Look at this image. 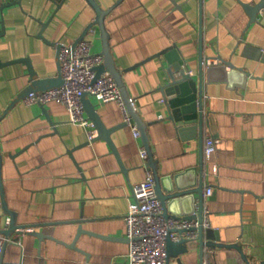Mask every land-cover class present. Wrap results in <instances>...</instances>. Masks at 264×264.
Masks as SVG:
<instances>
[{
	"label": "crops",
	"instance_id": "obj_1",
	"mask_svg": "<svg viewBox=\"0 0 264 264\" xmlns=\"http://www.w3.org/2000/svg\"><path fill=\"white\" fill-rule=\"evenodd\" d=\"M116 1L97 0L106 9ZM259 1L122 0L106 18L119 68L135 65L124 72V82L148 124L159 173H182L193 181L202 175L209 227L219 232L221 241L244 245L253 264H264V23L260 12L252 20L243 3ZM22 4L25 11L14 5L5 14L1 56L5 60L28 56L41 77L56 76L58 48L38 36L42 28L38 18L48 20L57 4L52 0H22ZM95 14L87 0H65L44 36L71 44ZM95 28L93 49L101 51ZM168 46L180 49L196 80L201 54L207 66L218 62L208 57L222 56L248 74L227 81L219 71L214 80H205L206 121L191 137H183L165 118L159 89L167 79L165 59L156 54ZM27 71L25 62L0 69L1 179L17 223L30 225L18 241L12 236L6 242L1 231L11 217L4 213L0 196V234L5 239L0 264H127L126 214L132 186L152 173L148 159L140 155L141 138L129 124L111 134L125 173L105 139L80 146L88 140V129L69 121L63 103L45 104L52 123L40 103L24 102L22 95L30 86ZM90 98L107 126L124 122L117 102L102 103L93 94ZM208 136L217 142L210 158L204 154ZM202 157L205 168L200 172ZM207 187L213 188L212 195L206 193ZM195 197L199 206L200 194ZM33 230L56 238L40 241L27 232ZM189 246L181 263L203 264L198 240ZM206 253L210 264L244 263L237 248L219 246ZM171 264L180 263L173 257Z\"/></svg>",
	"mask_w": 264,
	"mask_h": 264
},
{
	"label": "water",
	"instance_id": "obj_2",
	"mask_svg": "<svg viewBox=\"0 0 264 264\" xmlns=\"http://www.w3.org/2000/svg\"><path fill=\"white\" fill-rule=\"evenodd\" d=\"M57 4L56 9L52 13L51 17L48 20H42L40 18L39 21L42 23V28L38 33V36L44 39L45 41L58 44V41H51L50 39L44 36V29L49 25L50 19L54 17V14L64 5L65 0H52ZM122 0H117L111 6L104 8L97 0H87L93 8L95 9V17L89 23V25L85 28L83 33L79 36V38L74 42L76 44L78 41L85 39L84 37L88 34L91 27L98 26L99 34L102 40V50L100 51L102 55L105 56V60L103 63L96 66L97 77L101 76L105 72H110L114 78L116 79L120 90H122V94L124 100L129 107L130 114L132 116V122L138 125L140 130V138L143 142L145 149L147 150V166L149 170L152 171L153 176L156 180V192L162 202L163 209L166 216H172L176 218H187V219H199L200 226L195 227H183L171 228L166 237V247H167V258L166 264H171V258L176 257L178 262L181 263L180 256L184 253L190 252L191 248L189 246V242L193 240H198L200 246V256L202 263L206 256V249L212 248L216 249L219 246L226 248H237L242 254L243 264H253L249 261L247 254L244 251V245L240 242L229 243L223 242L220 240L219 232L214 230L211 227H204L203 219H204V201L202 197L203 190V177L199 180H192L191 177L185 176L184 174H168L162 176L159 173V169L156 165L157 159H155L154 152L152 150L151 144L148 138V124L143 121L141 115L137 111L136 107L132 103V96L127 89L124 82V72L128 69H132L135 65L128 66L125 69H120L115 55L112 52V44L110 32L107 27V15L119 4ZM252 20L257 19V14L260 12L261 8L264 7V0L257 2L256 4H251L250 2L243 3ZM20 5L22 9L25 11L24 6L22 4V0H0V69L4 66L12 63H20L25 62L28 65V79L30 82V86L26 89L25 93L22 96H25L30 91H38L48 88H53L64 83V77L60 72L61 65L59 60V72L58 75L53 77H41L40 74L36 71L31 61V58L28 56H21L20 58H13L5 60L1 56V39L5 35L6 32V22H5V14L7 10L14 6ZM58 56V55H57ZM156 57L164 58L163 67L164 71H166V82L160 86V90L162 92V102L164 106H166V115L165 118L170 119L175 123L177 130L181 133L183 137H191L195 134L198 127L201 129L204 128L206 121V112H205V80L211 81L216 77V73L221 71L223 73V79L230 81L233 77L238 79L245 78L248 74L241 68L236 67L233 63L226 61L222 56L220 57H208L211 60L217 59L218 62L212 65H205L204 55L201 54L200 57V65H199V75L196 80L191 70L189 69V65L186 62L184 54L180 51L177 46H168L162 49ZM59 59V56H58ZM167 63V65L165 64ZM207 76V78H205ZM243 77V78H242ZM240 81V80H239ZM242 82V81H240ZM16 100L11 102L8 106L11 107ZM82 101L84 104V108L86 110V114L88 118L93 121L94 126L97 128V135L93 138V140L97 138L105 139L112 147L113 152L116 154L117 159L120 162V166L122 170L126 173L127 168L120 158L119 150L117 148L116 143H114L112 139V132L116 129L127 126L128 123L120 122L113 126H107L99 111L96 108V104L93 102L92 98H90L89 93H85L82 96ZM41 104V108L44 113L49 117L48 109H46L45 104ZM7 108V109H8ZM50 121L53 123L52 119L49 117ZM92 140V141H93ZM87 140L86 142L80 144L88 145L90 142ZM74 149H70L69 153L73 152ZM1 168H2V155L0 153V186L1 192L0 196L2 199V206L4 209V213L8 214L11 217V220L7 226V228L2 229V234L6 236V242L13 236L14 241H18L19 236L24 234L25 228L30 227L27 223L18 224L16 212L9 208L7 198L5 197L4 185L1 179ZM200 172L204 171L205 168V158L202 157L200 162ZM200 194L199 200V208L198 213H196V197L195 194ZM82 228L79 227L77 229V235L75 239L78 237ZM189 231L197 232V236L195 238L186 236V233ZM29 234H33L39 238L40 241L55 236H50V234L45 231H27ZM178 232L181 237L179 240H175L172 238L171 233ZM16 235V236H15ZM127 238V237H126ZM128 240V238H127ZM204 264V263H203Z\"/></svg>",
	"mask_w": 264,
	"mask_h": 264
},
{
	"label": "built area",
	"instance_id": "obj_3",
	"mask_svg": "<svg viewBox=\"0 0 264 264\" xmlns=\"http://www.w3.org/2000/svg\"><path fill=\"white\" fill-rule=\"evenodd\" d=\"M260 15V20L264 23V7L261 8ZM95 33L96 28L91 27L85 39L76 44L58 41L60 46H57V55L64 83L53 88L30 91L23 100L27 104H46L51 101L63 103L69 111V121L85 126L88 129V140L92 141L97 134L96 126L86 114L82 96L85 93L93 94L102 103L117 102L123 111L124 122L132 126L136 137H140L138 125L132 122L129 107L114 76L110 72H105L97 77L96 66L104 62L105 56L93 49ZM131 100L134 104V98ZM205 140L204 154L206 158H210L217 149V142L212 136L206 137ZM140 155L146 161L147 150L144 145ZM212 192V187L206 188L208 195H212ZM131 195L126 214V237L130 248L127 264H166V237L169 230L174 227H199L200 220L166 216L156 192L155 177L150 171L147 172L144 180L132 186ZM198 208L199 206L196 205V213L199 212ZM203 211V225L209 227L208 210L203 207ZM197 234L195 231H189L186 236L195 238ZM171 236L175 240L181 237L178 232H172ZM4 244L5 239L0 234V253L3 252ZM210 262V258H205L203 261L204 264H210Z\"/></svg>",
	"mask_w": 264,
	"mask_h": 264
}]
</instances>
